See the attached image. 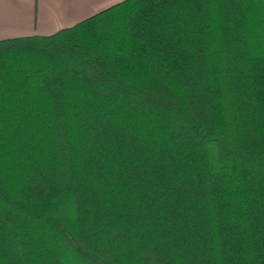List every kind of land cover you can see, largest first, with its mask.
Returning a JSON list of instances; mask_svg holds the SVG:
<instances>
[{
    "label": "trees",
    "instance_id": "1",
    "mask_svg": "<svg viewBox=\"0 0 264 264\" xmlns=\"http://www.w3.org/2000/svg\"><path fill=\"white\" fill-rule=\"evenodd\" d=\"M0 264H264V0L0 41Z\"/></svg>",
    "mask_w": 264,
    "mask_h": 264
},
{
    "label": "crops",
    "instance_id": "2",
    "mask_svg": "<svg viewBox=\"0 0 264 264\" xmlns=\"http://www.w3.org/2000/svg\"><path fill=\"white\" fill-rule=\"evenodd\" d=\"M126 0H0V41L52 36Z\"/></svg>",
    "mask_w": 264,
    "mask_h": 264
}]
</instances>
